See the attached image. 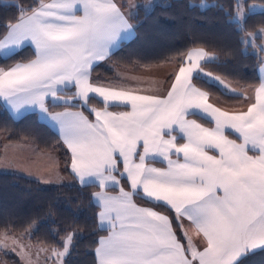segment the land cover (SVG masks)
Masks as SVG:
<instances>
[{
    "label": "snow or ice",
    "instance_id": "snow-or-ice-1",
    "mask_svg": "<svg viewBox=\"0 0 264 264\" xmlns=\"http://www.w3.org/2000/svg\"><path fill=\"white\" fill-rule=\"evenodd\" d=\"M122 8L116 0H38L18 8L15 22L3 25L0 50L8 57L29 43L34 56L0 67V99L14 111L38 105L59 128L73 177L81 186L101 189L92 195L107 235L97 241L94 264H240L264 251V80L246 110H222L196 80L224 82L204 71L202 63L210 62L205 51L191 48L179 54L166 93L95 85L93 67L133 28ZM229 8L237 30L245 33L249 11L264 4L231 0ZM253 35L242 42L251 43ZM259 47L264 52V43ZM69 88L75 89L71 96H58ZM48 96L65 104L79 99L85 106L95 97L102 107L89 109L94 120L82 111L51 113ZM121 180L129 191H105ZM134 197L169 214L141 207ZM189 231L201 238L199 247ZM74 235L68 233L62 251L52 250L61 264Z\"/></svg>",
    "mask_w": 264,
    "mask_h": 264
},
{
    "label": "trees",
    "instance_id": "trees-1",
    "mask_svg": "<svg viewBox=\"0 0 264 264\" xmlns=\"http://www.w3.org/2000/svg\"><path fill=\"white\" fill-rule=\"evenodd\" d=\"M37 2L0 0V32L6 21H15L18 8L27 9ZM230 2L169 0L167 3H155L148 11L139 7L133 18L135 34L128 40H122L105 62L96 64L92 75L96 74L102 81H110L116 75L110 66L111 62L119 66L177 64L179 54L191 48H202L214 54L210 62L202 63V67L243 85L257 84V65L261 58L259 52L246 49L250 44L246 46L242 42L243 33L237 30L236 23L229 16ZM259 27H264V10L249 12L245 31H254ZM33 56L34 50L25 46L8 57L0 55V67ZM196 83L209 95L222 100L239 101L244 97L241 93L234 94L225 90L206 77L197 79ZM88 103L102 105L95 97ZM47 104L51 108L64 105L50 100H47ZM0 132L5 134L6 141L26 140L39 149L54 150L61 161L62 170L72 175L66 166L69 154L59 134L40 120L36 111L15 118L0 100ZM122 182L124 186L127 185L126 181ZM95 189L97 187L94 184L81 186L78 182L44 186L40 180L24 174L0 172V233H22L34 226L29 235L32 241L60 247L62 237L68 232H74L66 264H94L95 246L99 236L106 233L98 224L99 208L92 196ZM137 199L145 202L139 197ZM5 255L11 264H21L14 254ZM263 260L264 251H257L242 259L240 264H261Z\"/></svg>",
    "mask_w": 264,
    "mask_h": 264
},
{
    "label": "rangeland",
    "instance_id": "rangeland-1",
    "mask_svg": "<svg viewBox=\"0 0 264 264\" xmlns=\"http://www.w3.org/2000/svg\"><path fill=\"white\" fill-rule=\"evenodd\" d=\"M121 1L127 5L126 6L127 12L130 11L131 15L135 16L139 7L143 8L145 11H148L149 9H151L154 3H167L169 0H121ZM254 1H257V0H249L248 3L255 4L256 2ZM261 4H264V2L259 1L256 3V5H261ZM255 9L264 10L261 8H255ZM251 10H254V9H251ZM132 13H135V14H132ZM247 33H253L254 35L252 36L251 43H249L247 40H244V43L246 46L247 44H250V47L247 46L246 49L249 48L251 51L258 53L260 51L259 45L261 43H264V28L262 27L254 31H245V33L242 34L241 38H243ZM258 35L261 36L260 41H259L260 37L257 38ZM206 54L210 59H212L214 55L210 51H207ZM263 55H264V52H263ZM110 66L114 68V71L116 74L110 81H102L100 80V77L95 74L93 75V79L91 80L92 83L98 86L109 85L110 87H116V88H122V89H128V90H136V91H139L141 94H160V93H166L167 87L170 86L171 80L168 77H169V74L174 71L176 67V63L173 62V63H168V64L167 63L153 64V65L135 64L132 66H119V65H113L111 62ZM118 69L119 70L121 69L122 72L119 73ZM203 69L205 72H210L204 67ZM212 75L213 77H219L220 80L224 82L223 84H219V85L223 87L225 90L229 92H232L231 90H235V93H241L244 97L242 100H239V101H227V100H222L214 95H209V102L214 104V106L220 107L222 110H226V111L245 110V102L243 100L245 99V95L247 96V94H249L250 91L252 90L251 86L243 85L240 82L233 81L231 79H228L226 77H223V76H220L214 73H212ZM210 80L216 82L213 79H210ZM149 86L151 87V89L149 88ZM53 103H56V102H53ZM65 105L76 106L78 108L83 109L86 113L90 112L89 111L90 107H97V108L102 107V105L100 106L91 105L89 103L87 104V106H85L83 102L80 101L79 99H76L72 104L64 103V105H61L60 107H63ZM48 108L51 109V107L49 106ZM109 109H111L112 111H122V110L126 111V108L114 109L110 107ZM189 118L197 119L198 122L204 123L206 127L214 126V124L209 123L208 121L201 119L200 117H189ZM226 134L229 135L230 139H235L237 135L232 132H228ZM4 136L5 134L3 132H0V143L2 146V150L0 149V172L23 173V171H26L27 176H30V177L39 176L43 178L40 181L42 182L44 186H47L50 184H58V183L77 182L75 181L76 179L72 175L65 173L62 170V164L60 160H58L59 166L57 164H52V165L47 164V168L46 169L45 167L41 168L40 171H34L31 166H29L28 168H25L26 164L23 163L24 160L22 156L19 154L16 156V154L21 151L20 149L22 145L20 146L13 142L6 141L4 139ZM183 142L184 141L182 140H178V143H183ZM62 144H63V141H62ZM65 150H67L69 154L67 156L68 162L66 163V166H69L70 165V151L67 149L66 146H65ZM209 154L218 155L217 152H210ZM50 157L53 158L54 156L51 155ZM173 159H176V157L173 156ZM153 166L166 167L167 165L166 163L155 162ZM43 171L45 175L42 174ZM46 179H49V180H46ZM120 187H123L125 191L130 190L128 184L124 186L121 180L119 187H115L114 189L108 188V189H105V191L109 193L117 194L120 191ZM95 191L98 192V191H101V189L97 187V189H95L93 192ZM134 201L141 207H153L156 211L163 212L164 214H169L166 211L159 209L155 204H149L147 203V201L145 202L139 201L137 197L136 198L134 197ZM184 226L186 230L189 229L190 225L187 220L184 221ZM99 227L101 226L99 225ZM33 229H34V226H31L30 228H28V230L22 233H3V232L0 233V241L3 242L2 244H0V264H11L8 261L5 253L14 254L21 264H61L60 259L54 257L52 250L58 249L62 251L63 244L60 247H53V246L45 245L43 243L32 241L29 238V235L33 231ZM68 233H66L62 237L61 243L67 237ZM104 235H107V232L101 236H104ZM189 235L193 237V243H195L199 247L201 238L197 237L194 231H189ZM254 264L256 263L254 262ZM261 264H264V260L262 261Z\"/></svg>",
    "mask_w": 264,
    "mask_h": 264
},
{
    "label": "crops",
    "instance_id": "crops-1",
    "mask_svg": "<svg viewBox=\"0 0 264 264\" xmlns=\"http://www.w3.org/2000/svg\"><path fill=\"white\" fill-rule=\"evenodd\" d=\"M116 2L118 4H121L123 6L122 10L129 15V23H131L133 25V28L130 32L126 33V34H122V38L120 40V42L122 40H128L130 39L134 34H135V29H134V16L131 15V12H127V9H126V4L123 3L121 0H116ZM254 2H259V1H254ZM255 3V4H256ZM155 4V3H154ZM260 4V3H259ZM143 9V8H142ZM144 10V9H143ZM145 11V10H144ZM255 11H263V10H260V9H254V10H250L249 12H255ZM15 22V21H14ZM259 28H262V27H259ZM257 28V29H259ZM264 28V27H263ZM256 29V30H257ZM257 37H260L259 38V41L261 39V36H257ZM119 42V44H120ZM119 44L113 48L111 50L114 51L118 46ZM25 46H30L33 50V46H31V44L29 43H26L25 45H23L22 47H25ZM21 47V48H22ZM250 47V46H249ZM19 48V49H21ZM19 49H16L14 51H10L9 54L19 50ZM199 49H202V48H199ZM204 50V49H203ZM205 53L207 52V50H204ZM2 52L3 50H0V55H2ZM259 55H260V58L261 60L259 61L258 65H257V72H258V75H259V82L255 85H247V86H251L252 90L250 91L249 94H247V96L245 95V99L243 100L245 102V110L247 108V105L248 103L250 102V100L248 99L249 97H252L254 99V89L255 87H257L259 85V83L261 82V80H264V63H262V60H264V55H263V52L260 50L259 51ZM33 58V57H32ZM107 60V58L103 61H99L97 62L98 63H102V62H105ZM21 61H27V60H21ZM17 62V61H16ZM15 63V62H14ZM12 63V64H14ZM11 64V65H12ZM168 64V63H167ZM148 65H153V64H148ZM118 72L121 73L122 70L118 69ZM169 78V77H168ZM93 79V75L91 74V80ZM109 86V85H107ZM149 88L151 89V87L149 86ZM70 91H72L74 93L75 89L72 88V89H67L65 90L64 92H59L58 93V96H61V97H66V96H71L73 93H70ZM47 99H49L51 102H56V103H63L61 101H57L55 100V98L51 97V96H48L45 98V107L48 108V104H47ZM2 101V103L4 104V106L8 109V111L10 112L11 115H13V117L17 118L27 112H31V111H36L37 114H38V117L40 120L46 122L47 124H49L55 131L58 132V134L60 135V132H59V128L57 125H55V123L47 116V114H45L44 112L41 111V109L39 108L38 105H24L22 108H20L18 111H14L12 109V107L10 105H8L6 102H4L2 99H0ZM64 104V103H63ZM90 108H97V107H90ZM99 108V107H98ZM68 110L70 112H76V111H82L84 113L85 116H88L90 120H94L95 117L94 115H92L90 112L89 113H86L83 109L81 108H78L76 106H70V105H65L63 107H59V108H48V111L51 112V113H58V112H64L65 110ZM109 111H112L111 109H109ZM122 111H125V110H122ZM127 111V109H126ZM61 137V136H60ZM62 139V138H61ZM17 145H22L21 146V151L19 153H15L16 156L19 154L22 156L23 160H24V164L25 165V168H28L29 166H31L33 168L34 171H40L41 168H44L45 169L47 168V164L49 165H52V164H57L58 165V156H57V153L54 151V150H43V149H39L35 144H33L32 142H29V141H26V140H23V141H19V142H13ZM66 146V145H65ZM19 147V146H17ZM1 150H2V147H1ZM53 155L54 157L51 158L50 156ZM48 160V161H47ZM56 161V162H55ZM59 166V165H58ZM20 174H24L26 175V171H23V173H20ZM43 175H45L44 171L42 173ZM27 176V175H26ZM30 177V176H29ZM32 178H35V179H38V180H42L43 178L39 177V176H31ZM46 180H49V179H46ZM42 183V182H41ZM60 184V183H58ZM99 192V191H98ZM93 193H96L93 192ZM109 195H118L119 193L117 194H113V193H109L107 192ZM93 196V195H92ZM93 200L96 202V200L94 199L93 197ZM97 203V202H96ZM99 211V210H98ZM99 224V222H98ZM100 225V224H99Z\"/></svg>",
    "mask_w": 264,
    "mask_h": 264
}]
</instances>
